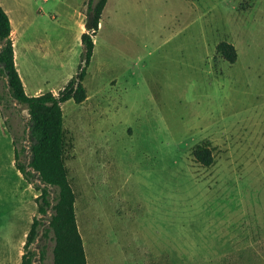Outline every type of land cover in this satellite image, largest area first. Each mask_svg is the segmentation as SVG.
<instances>
[{
    "label": "rangeland",
    "instance_id": "374dc122",
    "mask_svg": "<svg viewBox=\"0 0 264 264\" xmlns=\"http://www.w3.org/2000/svg\"><path fill=\"white\" fill-rule=\"evenodd\" d=\"M0 1L22 22L25 92L57 94L81 62L88 0ZM93 42L85 100L61 103L86 264H264V0H107ZM27 120L0 103V264H20L38 215L14 165ZM53 243L33 244V264H53Z\"/></svg>",
    "mask_w": 264,
    "mask_h": 264
},
{
    "label": "trees",
    "instance_id": "16d2710c",
    "mask_svg": "<svg viewBox=\"0 0 264 264\" xmlns=\"http://www.w3.org/2000/svg\"><path fill=\"white\" fill-rule=\"evenodd\" d=\"M106 1L88 0L87 31L80 35L83 51L77 72L57 94L46 91L37 95H29L24 90L14 62L10 20L0 5V74L5 78L6 87L5 95L0 93V103L12 99L25 105L28 111L26 127L19 136L22 140L29 138L28 147L21 142L18 146L17 139L13 137L14 165L22 176L39 190L36 197L38 215H48L46 227L42 226L43 218L34 216L26 235L25 251L20 264H33V244H38L35 242L37 237L38 241L47 238L48 232L52 233L54 242L53 264H86L84 247L75 219V196L67 179L63 158L65 142L61 103L69 99L80 103L86 98L82 82L93 53V36L98 30ZM216 50L228 62L233 63L236 60L237 53L233 44L221 41L216 45ZM193 155L205 166L211 163L210 149L207 147H197ZM37 178L44 186L36 181ZM48 209L51 214L47 213ZM40 252L42 257L43 251Z\"/></svg>",
    "mask_w": 264,
    "mask_h": 264
},
{
    "label": "crops",
    "instance_id": "0c3cea01",
    "mask_svg": "<svg viewBox=\"0 0 264 264\" xmlns=\"http://www.w3.org/2000/svg\"><path fill=\"white\" fill-rule=\"evenodd\" d=\"M0 5L6 11V13L9 17L10 24H11V37H12V35L14 37V35L17 33L21 34V27H19V26H21L22 22L20 21V19H16L17 23L13 26L12 25V18L10 17L11 9L9 7H6L5 5L3 6L2 1H0ZM12 13H13V11H12ZM12 33H14V34H12ZM13 44H14V40H13ZM13 49H14V62L16 63V53H15L16 51H15L14 46H13Z\"/></svg>",
    "mask_w": 264,
    "mask_h": 264
},
{
    "label": "water",
    "instance_id": "95a60500",
    "mask_svg": "<svg viewBox=\"0 0 264 264\" xmlns=\"http://www.w3.org/2000/svg\"><path fill=\"white\" fill-rule=\"evenodd\" d=\"M86 26H87V25H86ZM0 47H1V44H0ZM26 136L28 137V134H26ZM27 147H28V146H27ZM32 171H34V170H32ZM37 174H38V173H37ZM36 181H37L38 183H40L42 186H44V183L41 182L39 178H37ZM47 213H48V214H51L50 209L47 210ZM41 231H42V230H41ZM35 242H38V237L36 238V241H35ZM35 250H36V252H37L38 254L40 253L39 248H35ZM32 263H33V261H32Z\"/></svg>",
    "mask_w": 264,
    "mask_h": 264
}]
</instances>
